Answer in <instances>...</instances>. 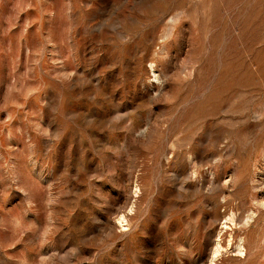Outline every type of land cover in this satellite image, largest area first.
Returning a JSON list of instances; mask_svg holds the SVG:
<instances>
[{
	"label": "rangeland",
	"instance_id": "obj_1",
	"mask_svg": "<svg viewBox=\"0 0 264 264\" xmlns=\"http://www.w3.org/2000/svg\"><path fill=\"white\" fill-rule=\"evenodd\" d=\"M0 264H264V0H0Z\"/></svg>",
	"mask_w": 264,
	"mask_h": 264
},
{
	"label": "bare ground",
	"instance_id": "obj_2",
	"mask_svg": "<svg viewBox=\"0 0 264 264\" xmlns=\"http://www.w3.org/2000/svg\"><path fill=\"white\" fill-rule=\"evenodd\" d=\"M219 246H220L219 241H217L215 249H214L215 253L219 250Z\"/></svg>",
	"mask_w": 264,
	"mask_h": 264
}]
</instances>
